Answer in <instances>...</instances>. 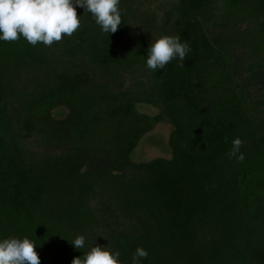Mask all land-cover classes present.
Here are the masks:
<instances>
[{"label":"trees","instance_id":"trees-1","mask_svg":"<svg viewBox=\"0 0 264 264\" xmlns=\"http://www.w3.org/2000/svg\"><path fill=\"white\" fill-rule=\"evenodd\" d=\"M134 2L120 0L113 34L81 13L59 51L22 36L0 40V241L27 236L41 264H72L95 246L71 242L77 231L87 243L97 221L87 194L98 178L112 183L132 219L107 240L121 264H132L137 247L148 252L139 264H264V0H226L220 13L216 0H175L162 33L191 51L182 67L177 58L156 71L146 66L148 33L133 35ZM237 44L257 55L249 76ZM88 64L109 81L92 78ZM124 71L148 72V81L113 90ZM27 72L41 74L34 92L23 88ZM254 86L257 98L246 93ZM139 101L161 111L141 113ZM160 119L174 125L171 158L135 162L136 144ZM30 129L77 142L60 157L34 160L19 138ZM237 137L243 143L232 156Z\"/></svg>","mask_w":264,"mask_h":264},{"label":"rangeland","instance_id":"rangeland-1","mask_svg":"<svg viewBox=\"0 0 264 264\" xmlns=\"http://www.w3.org/2000/svg\"><path fill=\"white\" fill-rule=\"evenodd\" d=\"M174 1L175 0H135L133 4L135 15L134 17L129 16L133 35L141 38L144 32H146L148 33L151 42H153L156 38L164 36L162 28L165 23L167 13L172 7ZM225 1L226 0H216L214 8L215 12H221ZM77 13L78 15H81V13L84 14L85 9L77 6ZM248 23V20L245 19L238 22L237 25H240L242 29H245ZM51 48H56L59 51L60 42H54L53 45H51ZM236 49L237 54L241 55L240 51L244 54L240 64L242 66V70L246 72L245 76H249L251 70H249L248 67L254 64V61L257 59V55L248 48L247 51L249 50L250 53L246 52V48L244 46L238 45ZM80 59H82L81 55L73 60L72 58H60V62H66L65 65H67V62L72 60L74 63H68L69 68L72 70L75 69L77 64H81ZM92 68L93 66L90 67L88 64L86 65L85 70L89 71V69ZM92 71L93 74H91V76L92 78H95V80L109 81L110 76L103 74L101 70L98 69L95 71L92 69ZM24 76L25 84L23 88L25 87L30 92H34L35 89H32L35 88L37 77H40L41 74L36 75V73L27 72ZM147 76L148 72L140 71L138 73H130L124 71L118 74L116 77L117 79L115 82L111 83L110 87L115 91H119L121 89H135L133 85L138 84V82L141 81H145L144 83H146L148 81ZM246 93H249L250 97L252 96L253 98H257L262 94V91L258 86H254L250 87ZM15 105L16 107H19L21 103L16 101ZM135 108L139 112L149 116H154L161 111V109L157 106L140 101L135 103ZM63 111L64 114L70 113V109L67 106H63ZM52 114L55 117H59L56 112V108L52 111ZM23 117H27V115H24ZM173 129L174 125L168 119L158 120L154 123L152 129L145 132L141 136L133 151L132 159L135 162H147L158 157L167 159L171 158L172 148L169 140ZM19 138L21 140V145L29 152L30 156L34 160H43L48 157H60L61 155L72 151V146L77 142L76 138H73L72 140H66L64 138L61 139L57 138L55 135H49L46 131H42L40 129L25 130L21 133ZM87 144L89 143L87 142ZM115 173H117V171H115ZM93 183L94 185L92 191L87 194V206L93 211L97 221L93 223L91 235L86 237V241H88L87 243L85 242L84 247L95 245L96 242L97 244L101 243L106 247L109 246L107 242V240H110L109 234L126 228L132 219L127 215L124 209L119 206L112 183L98 178H94ZM75 233L77 236L83 235L81 232L75 231Z\"/></svg>","mask_w":264,"mask_h":264},{"label":"clouds","instance_id":"clouds-1","mask_svg":"<svg viewBox=\"0 0 264 264\" xmlns=\"http://www.w3.org/2000/svg\"><path fill=\"white\" fill-rule=\"evenodd\" d=\"M119 5L120 0H0V40L14 42L22 36L33 46L38 43L51 46L79 29L81 19L77 6L91 13L104 33L113 34L122 23ZM190 51V45L181 42L179 36H161L150 44L146 66L156 71L178 58V66L182 67ZM242 143L239 137L232 141V156L239 152ZM238 159L243 161L244 155L240 154ZM71 243L76 249H82L85 236L79 235ZM120 255L108 246L95 244L83 256L75 257L72 264H121ZM147 256L143 247H137L132 264H139L140 258ZM0 264H41L35 242L27 236L3 239L0 241Z\"/></svg>","mask_w":264,"mask_h":264}]
</instances>
